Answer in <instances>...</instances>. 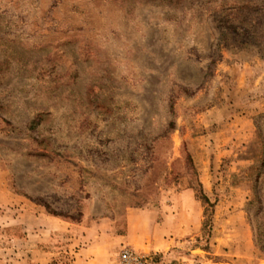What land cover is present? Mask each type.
Returning a JSON list of instances; mask_svg holds the SVG:
<instances>
[{"label": "rangeland", "instance_id": "obj_1", "mask_svg": "<svg viewBox=\"0 0 264 264\" xmlns=\"http://www.w3.org/2000/svg\"><path fill=\"white\" fill-rule=\"evenodd\" d=\"M0 181L120 234L149 210L154 264H264V0H0Z\"/></svg>", "mask_w": 264, "mask_h": 264}, {"label": "crops", "instance_id": "obj_2", "mask_svg": "<svg viewBox=\"0 0 264 264\" xmlns=\"http://www.w3.org/2000/svg\"><path fill=\"white\" fill-rule=\"evenodd\" d=\"M152 218L147 209L130 210L124 234L106 220L73 224L32 207H15L0 181V264H119L122 245L147 251Z\"/></svg>", "mask_w": 264, "mask_h": 264}, {"label": "built area", "instance_id": "obj_3", "mask_svg": "<svg viewBox=\"0 0 264 264\" xmlns=\"http://www.w3.org/2000/svg\"><path fill=\"white\" fill-rule=\"evenodd\" d=\"M119 264H154L153 257L132 247H123L118 255Z\"/></svg>", "mask_w": 264, "mask_h": 264}, {"label": "trees", "instance_id": "obj_4", "mask_svg": "<svg viewBox=\"0 0 264 264\" xmlns=\"http://www.w3.org/2000/svg\"><path fill=\"white\" fill-rule=\"evenodd\" d=\"M200 186H201V185H200ZM199 192H200V197H199V198H200L204 203L209 204L210 201H209L208 197H207V196L201 191V189L199 190ZM52 215L59 217V215H56V214H52Z\"/></svg>", "mask_w": 264, "mask_h": 264}]
</instances>
